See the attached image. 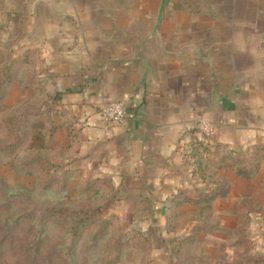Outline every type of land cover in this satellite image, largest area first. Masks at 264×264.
I'll use <instances>...</instances> for the list:
<instances>
[{"label":"rangeland","instance_id":"374dc122","mask_svg":"<svg viewBox=\"0 0 264 264\" xmlns=\"http://www.w3.org/2000/svg\"><path fill=\"white\" fill-rule=\"evenodd\" d=\"M90 1L103 4V16L80 9L86 0H0V66L13 60L12 79L0 102V141L8 136L7 130L1 127L4 112L26 114L20 122L23 126L22 143L19 139L16 149L0 150V218L19 208V202L12 201L6 194L17 189L25 192V201L38 207L69 203L79 209L98 203L97 198H92L94 191L86 196L78 195L83 179L91 176L88 173L91 169H87L78 158L75 143L68 138L73 134L72 125L82 130L81 121H77L82 110L70 99L56 102L55 106L51 101L54 92L68 82L65 76L70 68L69 51L76 47L81 50V46H74L79 37L76 32L67 30L69 24L91 22L93 17L109 26L116 23L126 25L122 31H104V39L113 40L112 45L123 42L128 47L130 42L137 45V42H144L152 36L153 27L158 22L195 24L200 19V10L207 12L214 6V0H175L164 8L159 17L160 0ZM240 81L243 80L238 79ZM253 82V86L247 87L246 94L237 96L240 105L236 119L239 124L213 125L205 118L198 122L199 140H195L193 146L200 143L201 148L196 151V156H191V150L189 163L185 162L181 169L182 183L187 188L201 190L208 182V178L204 179L197 171L195 161L199 156L214 159L226 156L228 162L236 157L247 164L264 158V79H254ZM247 104L253 107L250 116L243 109ZM36 109L44 113L39 117L26 113ZM31 145L53 161L73 163L71 168L79 169L82 174L80 182L66 185L67 181L65 184L55 181L51 184L52 189H47L45 181L36 177L34 170L22 166L21 156ZM208 170L222 176L227 185L224 197L204 208H183L181 211L185 213L178 218L186 223L177 232L168 231L165 227L161 207H151L152 216L145 206H127L132 201L126 199L101 208L103 220L116 216L124 226L119 255L115 262L109 264H167L171 261L168 249L170 239L189 233L196 212L206 217L212 231L200 235L193 245L192 253L204 260H195L191 264H252L253 259L264 256V169L260 166L259 175L248 180L235 177L227 168ZM56 171L60 173L63 169L57 168ZM45 221L38 264H102L116 256V252L107 246L109 235H104V222L91 224L88 231L79 237L71 257H67L62 252H54V247L61 244L64 238L62 224L54 219ZM2 232L0 230V264H31V259L21 253L33 241L28 224L12 228V242L2 243ZM137 234L140 236L133 237ZM66 241L69 242L67 238ZM176 256L172 258L173 263H176ZM179 264H190V258ZM259 264H264V261Z\"/></svg>","mask_w":264,"mask_h":264},{"label":"crops","instance_id":"0c3cea01","mask_svg":"<svg viewBox=\"0 0 264 264\" xmlns=\"http://www.w3.org/2000/svg\"><path fill=\"white\" fill-rule=\"evenodd\" d=\"M79 8L104 15L102 3L86 0ZM200 11L195 24L156 23L152 36L128 47L104 39L123 24L92 17L67 28L81 50L69 51L68 82L58 90L82 86L66 97L82 110L76 153L91 177L109 180L116 203L132 201L126 205L145 206L150 216L151 207L163 211L187 187L181 169L199 140L200 119L239 124L237 96L264 79V0H214ZM111 101L123 103L125 116L106 125L98 110ZM243 109L253 111L251 104Z\"/></svg>","mask_w":264,"mask_h":264},{"label":"trees","instance_id":"16d2710c","mask_svg":"<svg viewBox=\"0 0 264 264\" xmlns=\"http://www.w3.org/2000/svg\"><path fill=\"white\" fill-rule=\"evenodd\" d=\"M13 60L8 64L0 66V102L5 97V88L7 84L12 79V64ZM32 79V78H31ZM82 90L81 85H74L66 87L64 90L55 91L53 96H51L52 104L56 102H63L66 100V97L75 93H78ZM43 91H41L42 93ZM33 110V109H32ZM26 113L34 117H39L44 112L32 111ZM9 110H6L1 118V127L8 133L6 140L0 141V150L6 149H16V146L20 143H17L19 139L23 138V126L20 122L23 120V116L26 115L24 112L7 114ZM73 129L72 136H68L70 142L76 143L79 137V131L71 126ZM72 132V130H71ZM201 148V144L197 143L193 146L191 156L197 155V150ZM27 152L23 153L21 156V162L23 168H31L34 170L36 177L42 178L45 182L47 189H52L53 182H62L66 185H69L70 182H80V170L71 168L73 163L71 162H60L53 161L51 158L47 157L40 153L38 148H35L31 145ZM258 151V150H256ZM200 155V154H198ZM79 158V157H78ZM80 159V158H79ZM196 166L198 167L197 171L201 174V177L204 179L208 178V182L204 189H191L184 187L176 192L171 198L166 202V205L163 208V214L165 216V227L168 231L177 232L183 228V223H186L185 220L181 222L179 216H182L185 211H181L183 208H204L212 204L214 201L224 197V194L227 190L226 183L222 180V176L218 175V172H211L208 168L215 170L228 169L233 172L234 176L240 179L248 180L259 175V168L264 169V158L260 157L256 160V163L247 164L241 163L236 157L232 158L231 162L227 161L226 156H220V158L214 159L210 157L199 156L196 158ZM63 169L62 172H57L56 169ZM264 171V170H263ZM263 173V172H262ZM263 191H264V174H263ZM44 186V187H45ZM50 186V187H49ZM91 191H94L92 198H97L98 203L87 204L84 207L76 209L72 204L62 203L59 205L51 204L47 206L38 207V205H31L29 201H25L27 198L25 192L21 189L11 191L6 193L12 201H18L20 206L11 212L9 215L0 218V230L3 234L1 236V242H12L13 238L10 231L12 228H16L20 224H28L29 230L32 231L33 241L29 242V247L25 250H21V253L27 255V259H31V264H38L39 256V246L42 243L43 235L46 230V221L45 219H54L62 224V227L65 229L64 238L61 240V244L54 247V252H62L67 257H71L73 253V248H75L79 237L83 232L88 231V227L98 222H104L105 229L104 235H109V243L107 246L115 251V255L112 258H108L102 264H109L115 262L116 258L119 255V250L123 244V230L124 226L118 222V217L111 216L104 218L100 215L101 208H108L112 205L117 199L118 192L113 189L109 180L105 177H91L87 176L83 179L82 185L79 188L78 195L86 196ZM104 196H101V193ZM195 213V210H191ZM189 212V211H188ZM181 214V215H180ZM194 223L191 224L188 229L189 233L179 236L178 238H171L169 241L168 249L170 252L171 261L167 264H179L186 259L190 258V264L194 261L204 260L202 256L192 253L194 248V243L198 240L200 235L211 233L212 227L207 221L206 217L202 215L201 212H196L194 214ZM115 225V227H108ZM183 224V225H182ZM188 227V226H187ZM32 228V229H31ZM110 229V230H109ZM184 229H186L184 227ZM106 231V232H105ZM109 231V232H107ZM137 234L133 237H139ZM66 238L69 242L66 241ZM96 238V237H95ZM55 246V244H54ZM182 254V256H180ZM175 257L176 263L172 262V258ZM251 263L259 264V262L264 261V256H260L256 259H253ZM250 261V260H249ZM249 263V262H248ZM197 264V263H196ZM206 264H209L208 262Z\"/></svg>","mask_w":264,"mask_h":264},{"label":"built area","instance_id":"2783aa9c","mask_svg":"<svg viewBox=\"0 0 264 264\" xmlns=\"http://www.w3.org/2000/svg\"><path fill=\"white\" fill-rule=\"evenodd\" d=\"M125 116V108L120 101H111L102 106L100 117L108 125L111 122L121 121Z\"/></svg>","mask_w":264,"mask_h":264},{"label":"water","instance_id":"95a60500","mask_svg":"<svg viewBox=\"0 0 264 264\" xmlns=\"http://www.w3.org/2000/svg\"><path fill=\"white\" fill-rule=\"evenodd\" d=\"M169 0H160V7H159V17L162 15L164 8L166 7ZM158 17V21H159ZM159 23V22H158Z\"/></svg>","mask_w":264,"mask_h":264}]
</instances>
